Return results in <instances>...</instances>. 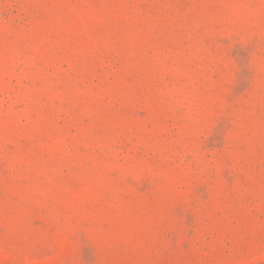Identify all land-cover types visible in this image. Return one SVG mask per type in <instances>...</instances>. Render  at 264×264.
<instances>
[{
  "label": "rangeland",
  "instance_id": "374dc122",
  "mask_svg": "<svg viewBox=\"0 0 264 264\" xmlns=\"http://www.w3.org/2000/svg\"><path fill=\"white\" fill-rule=\"evenodd\" d=\"M0 264H264V0H0Z\"/></svg>",
  "mask_w": 264,
  "mask_h": 264
}]
</instances>
